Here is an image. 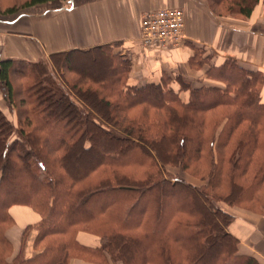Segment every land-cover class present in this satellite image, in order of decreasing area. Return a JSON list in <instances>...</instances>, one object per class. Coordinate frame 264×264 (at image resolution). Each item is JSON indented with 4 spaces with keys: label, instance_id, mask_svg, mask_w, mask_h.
I'll list each match as a JSON object with an SVG mask.
<instances>
[{
    "label": "trees",
    "instance_id": "trees-1",
    "mask_svg": "<svg viewBox=\"0 0 264 264\" xmlns=\"http://www.w3.org/2000/svg\"><path fill=\"white\" fill-rule=\"evenodd\" d=\"M55 1L65 0H26L2 15ZM261 2L208 0L214 13L242 18ZM117 46L0 61V91L15 116L0 108V264H262L220 203L264 213V74L194 46L188 66L203 79L178 72L135 86ZM77 61H96L101 75L80 72ZM13 206L40 216L14 258Z\"/></svg>",
    "mask_w": 264,
    "mask_h": 264
},
{
    "label": "crops",
    "instance_id": "crops-1",
    "mask_svg": "<svg viewBox=\"0 0 264 264\" xmlns=\"http://www.w3.org/2000/svg\"><path fill=\"white\" fill-rule=\"evenodd\" d=\"M44 5L35 13L0 20V61L13 58L35 62L64 51L116 43L117 50L132 61L128 84L141 86L178 72L188 78L203 79L201 70L192 75L188 66L193 47L199 46L213 56V62L231 57L246 68L264 74V2L249 18L218 16L210 9L208 0H65ZM158 9L184 11L185 41L180 47L162 50L143 47L140 43L142 15ZM202 83L218 84L206 79ZM200 84L195 82L197 86ZM10 212L15 225L6 235L13 245L14 258L20 251L24 232L34 227L40 216L26 206H13ZM233 214L236 219L230 231L247 249L250 246L244 232L260 237L259 226L264 220L253 221L248 216ZM35 235L33 230L27 242L28 257L33 254ZM80 239L85 244H95L89 235L82 234ZM251 253L256 255L253 250ZM257 257L264 264V256ZM72 264L88 263L73 260Z\"/></svg>",
    "mask_w": 264,
    "mask_h": 264
},
{
    "label": "rangeland",
    "instance_id": "rangeland-1",
    "mask_svg": "<svg viewBox=\"0 0 264 264\" xmlns=\"http://www.w3.org/2000/svg\"><path fill=\"white\" fill-rule=\"evenodd\" d=\"M25 1L26 0H0V20H3L2 18H4V16L2 15L3 11H5L8 8L13 7V6L17 8V7L21 6ZM55 2H59V1H55ZM52 3H54V2H52ZM52 3H49V4H52ZM49 4H46V5H49ZM41 7H45V5H40V6H37L34 8L25 9V10L15 14V15H11V17H14V16L21 14V13H25V14L35 13L36 10L39 8L41 9ZM216 14L221 15V17L230 16L228 13H226L225 11H221V10H217ZM8 17H10V16H8ZM234 17L240 18V16H234ZM171 48H174V47H171ZM168 49H170V48H168ZM125 56L129 59V56H127V55H125ZM97 62H99V64H102L101 60L97 61ZM76 63L77 64L75 66V69L79 70L82 73L91 74L92 76L101 75V72L98 70V67L96 65H94V63H96V61L93 62V65L87 64V63L82 62V61H80V62L77 61ZM103 66L104 67H103L102 73L105 72V74L107 75L109 71H108V69H106L105 65H103ZM63 70L64 69H61L57 72V75L59 78H62L63 72H64ZM13 82L18 87H21V85H22L21 78H18L17 76H15L13 78ZM0 108L2 110H4L5 113H7V115H9V116L11 115L13 120L15 119L14 114L10 113L8 103L5 100L1 91H0ZM167 171H169L173 175H176L177 178H180L181 180H185L186 182L192 183L193 185H196V186H200V185L205 183L203 180L194 179L189 174L181 172V170L179 168L168 166ZM220 205L226 212H228L231 215H234L233 213H236V215H245V216H248L250 218H253L254 219L253 221H255V218H258L259 221L264 220V213L260 210H256L255 209L256 207H254L253 204H251L252 209H249L250 206L247 204L242 205V206L240 205L238 207H231L230 205L223 202V203H220ZM257 212H259V213H257ZM259 230L261 231L260 237H259V235L254 237L255 234H249L247 232H244V234H245L246 244L248 246H250L249 248L247 247L248 252L251 253L253 250L257 256L262 257V256H264V240H263L264 239V223L263 222L260 223ZM116 264H120V263H116Z\"/></svg>",
    "mask_w": 264,
    "mask_h": 264
},
{
    "label": "built area",
    "instance_id": "built-area-1",
    "mask_svg": "<svg viewBox=\"0 0 264 264\" xmlns=\"http://www.w3.org/2000/svg\"><path fill=\"white\" fill-rule=\"evenodd\" d=\"M185 13L181 9H158L141 17L140 43L143 47L168 49L185 41Z\"/></svg>",
    "mask_w": 264,
    "mask_h": 264
}]
</instances>
